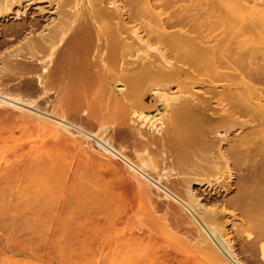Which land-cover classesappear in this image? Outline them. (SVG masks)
<instances>
[{
	"label": "bare ground",
	"instance_id": "bare-ground-1",
	"mask_svg": "<svg viewBox=\"0 0 264 264\" xmlns=\"http://www.w3.org/2000/svg\"><path fill=\"white\" fill-rule=\"evenodd\" d=\"M2 158L67 261L264 264V0H0Z\"/></svg>",
	"mask_w": 264,
	"mask_h": 264
},
{
	"label": "rangeland",
	"instance_id": "rangeland-1",
	"mask_svg": "<svg viewBox=\"0 0 264 264\" xmlns=\"http://www.w3.org/2000/svg\"><path fill=\"white\" fill-rule=\"evenodd\" d=\"M6 155V157L9 155L8 153H5ZM8 154V155H7ZM9 156H11V155H9ZM6 159V158H5ZM4 162V158H2L1 160H0V166H1V164ZM1 168V167H0ZM2 169V168H1ZM1 172V171H0ZM9 183H6L5 185H3L2 184V186H1V188H3V189H1V191L0 192H2V193H6V195L4 194V196H6L7 198H9V197H12V196H9V195H12L11 193L8 195V193L7 192H9L10 191V189H12L13 188V186L11 185V184H9ZM24 185H25V187H26V185H27V183L25 182L24 183ZM6 187V188H5ZM8 188V189H7ZM6 190H9V191H6ZM5 191V192H4ZM12 191V190H11ZM4 196L0 193V204H2L1 202H5L6 201V199L3 201L2 200V198H4ZM10 214V213H9ZM8 213H6L4 216L3 215H1V219H6V217L7 218H9L8 217V215H9ZM8 220V219H7ZM2 221V220H1ZM0 221V224H1V226H2V224L3 223H5V220H3L2 222ZM6 223H7V221H6ZM6 223H5V225H3L2 227L0 226V259H1V261H0V264H75V262H74V258H73V261L72 262H70V261H67V260H65L64 259V255L65 254H67L68 253V249H60L61 251H59V248H58V246L57 245H53V243H50L51 241V237H53V232H51V235L52 236H50L49 234L50 233H48V232H45V234H44V236L45 237H49L50 238V240H49V238L47 239V240H49L48 241V243H45L46 241H44L43 240V235H40L39 233H27L26 234V231L24 230V231H20L19 233L18 232H16V230L15 229H11L10 228V230H9V228H7V227H10V225H8V223H7V225H6ZM23 225V224H22ZM2 229H8V230H2ZM17 231H19V230H17ZM9 232V233H8ZM13 232V233H12ZM25 232V233H24ZM27 232H29V231H27ZM5 233H7V234H5ZM11 234H12V236H11ZM16 234V236H14ZM29 234V235H28ZM31 234V235H30ZM8 235V236H7ZM10 235V236H9ZM20 236V237H19ZM12 237H15V238H12ZM17 237H19V238H17ZM35 237V239H32V238H34ZM39 238V241H38V238ZM6 238V239H5ZM12 238V239H11ZM28 238V239H27ZM29 238H30V240H29ZM6 240V241H5ZM14 240V241H13ZM18 240V241H17ZM30 242H29V241ZM12 241V242H11ZM20 241V242H19ZM19 242V243H18ZM34 244H33V243ZM43 243V244H42ZM3 244V245H2ZM16 244V245H15ZM21 244L23 245V246H21ZM36 244V245H35ZM38 244V245H37ZM48 244H49V246H48ZM51 244H52V246H51ZM8 245V246H7ZM25 245V246H24ZM29 245V246H28ZM31 245V246H30ZM43 245H45V246H43ZM60 245H63V244H60ZM3 246H6L7 248H9L10 249V247L12 246V250L10 249H7V248H5V247H3ZM38 246H39V248H38ZM45 247V248H44ZM30 248V249H29ZM49 248V249H48ZM51 248V249H50ZM16 250V251H15ZM34 250V251H33ZM37 250H39V251H37ZM163 251H164V253H163V251H162V254L165 256H167V252L168 251H170V253L171 254H169L170 256V258L171 259H173L171 262H177V259L175 258L176 256H175V253L172 251L171 252V249H162ZM6 252V253H5ZM37 252V253H36ZM17 253V254H16ZM97 253H99V251H98V249H97ZM30 254V255H29ZM33 254H35V256L33 255ZM174 254V255H173ZM172 255V256H171ZM179 255V254H178ZM39 258H38V257ZM180 256V255H179ZM168 257V256H167ZM168 257V258H169ZM169 258V259H170ZM170 259V260H171ZM175 260V261H174ZM5 262V263H4ZM173 263H171V264H173ZM175 264H177V263H175Z\"/></svg>",
	"mask_w": 264,
	"mask_h": 264
}]
</instances>
